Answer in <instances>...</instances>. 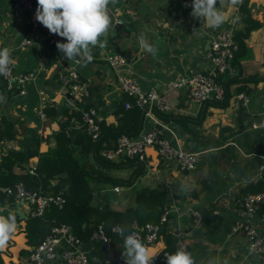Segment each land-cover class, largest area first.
Returning a JSON list of instances; mask_svg holds the SVG:
<instances>
[{"label": "crops", "instance_id": "1", "mask_svg": "<svg viewBox=\"0 0 264 264\" xmlns=\"http://www.w3.org/2000/svg\"><path fill=\"white\" fill-rule=\"evenodd\" d=\"M239 1L222 0L219 5L218 0L226 20L219 27H210L203 18L191 15L190 5L183 7L177 0H114L108 5L111 25L119 18L133 21V27L123 28L122 34L126 32L127 37L111 34L110 25L98 45L92 47L91 62H76V58L63 57L56 44H50L40 30L30 27L26 12L16 0H0V48L12 50L15 72H36L35 79L25 85V93L7 89L0 75V123L1 117L8 116L15 132L14 138L0 141V159L9 149H33L36 146L41 149L55 144L53 130L59 127L60 118L66 116L67 109L79 111L72 107L73 100L59 79V75L70 67H74L80 81L88 85L85 104L81 106L90 103L100 123L116 125V108L126 95L118 89L114 70L104 55L121 53L124 72L143 89H154L173 106L169 111L143 113L140 131L148 130L157 120L173 143L199 152V157L196 166L190 170L181 169L174 159L161 160L164 173L158 166L160 160L154 147L147 149L146 159L142 161L120 155L109 159L117 165H107L93 159L98 173L120 181L116 183L86 175V184L91 191L89 205L130 210L134 218L121 220L126 228L133 221L138 224L158 222L167 210V220L160 226L158 239L148 245L156 252L171 242V253L183 248L192 254L195 264H263L247 252L244 232L240 236L243 230L231 232V226L241 217L240 200L250 193L244 187L256 182L264 171L260 168L264 162V129L251 125L264 121V0H248L252 16L261 25L245 39L235 76L224 79V74H220L225 88L223 100L210 99L198 106L185 88L166 87L178 75L211 69L207 55L210 36L222 28L241 29L243 14L237 7ZM26 34H30V42L23 44ZM141 38L155 49L154 53L141 47ZM240 92L248 98L245 104L239 99ZM49 106L54 109V114L47 110ZM189 127L199 132L196 140ZM111 143L114 145L113 141ZM16 170L22 172L17 166ZM161 176L165 178L163 183ZM56 181L57 178H51V185ZM162 186L168 187L162 190ZM164 194L166 199L162 200ZM216 200L214 209L212 203ZM30 207L20 198H0V215H14L17 223L7 246L0 250L4 262L30 264V250L49 232V224L56 220L52 214H47L31 222ZM192 210H200L203 214L209 210L214 219L204 222L201 228L196 227ZM257 211L262 223L264 198ZM91 219L82 218V227L93 224ZM257 227L264 242V230ZM64 246V242L59 244L56 259L44 260L41 264H61ZM82 246L88 251L92 264H103L106 258L115 259L118 255L117 249H107L100 240L82 239ZM155 264H166V260H158Z\"/></svg>", "mask_w": 264, "mask_h": 264}, {"label": "built area", "instance_id": "2", "mask_svg": "<svg viewBox=\"0 0 264 264\" xmlns=\"http://www.w3.org/2000/svg\"><path fill=\"white\" fill-rule=\"evenodd\" d=\"M17 5L26 12V21L32 29L40 30L43 36L50 44H56L57 41L66 42L58 35L51 34L42 24L35 19V11L37 3L34 0H16ZM235 30L232 27L222 28L210 36V45L208 50V58L213 67L206 71H196L189 75H178L171 79L166 85L167 88H185L192 99L198 106L210 99L220 100L225 93L224 86L216 79L219 73H233L234 66L232 60L236 50L234 42ZM30 42V34H26L22 43ZM104 59L114 70V79L121 94L130 96L133 101H124L125 107L138 106L144 114H150L153 110L169 111L173 108L172 104L164 99L154 89H143L140 84L131 76L124 72V57L118 52H109L104 55ZM80 58L75 61L79 62ZM4 85L9 90H18L25 93V85L36 77L33 70H21L15 72L13 66L8 76L1 75ZM61 85L70 94L73 102L72 107L81 112L80 123L76 121L75 126L85 125L86 130L93 140L100 135V125L97 120L96 111L93 106H81L85 102V96L88 94V85L81 82L77 70L74 67L68 68L59 75ZM239 99L245 104L247 97L243 92L239 93ZM85 104V103H84ZM72 119H74L72 117ZM253 127H262L264 129V121L252 122ZM164 126L158 123L154 124L146 130L140 131L135 135L121 133L111 148H104L101 154L107 159H116L120 155H126L138 161L146 159L147 149L155 148L158 160L174 159L177 165L184 170H190L197 164L199 152L189 150L183 146L173 143L165 134ZM260 168H264V162L260 164ZM29 171L34 173V168ZM118 186L114 189L118 190ZM3 191L7 194H13L16 198L25 200L30 207L32 216H40L45 209L51 204L61 207L66 198L62 192H40L31 187L26 186L23 182H17L13 187H4ZM264 198V190L254 193L245 194L241 201V217L237 219L231 226V232L243 230L247 238V252L256 256L264 264V242L261 231L252 221V216L257 210L259 203ZM167 210H164L158 222L146 221L142 224L132 222V230L128 234L135 233L146 244H153L159 237L161 224L167 220ZM193 221L196 227H203L204 221L198 210H192ZM264 230V215L261 218ZM111 231L118 234L122 233V229L116 225L111 227ZM127 234V235H128ZM91 238L100 240L105 244L107 249H117L118 244L113 243L111 237L106 233L105 229L98 225L91 233ZM64 242L65 246L62 250L61 264H92L90 262L88 251L82 246V240L75 234L70 223L60 222L50 227L49 232L42 240L31 249L28 254L30 264H41L44 260H54L58 257V246ZM164 252L161 254L159 261L165 260ZM170 253V252H168ZM125 264L123 256L106 258L103 264Z\"/></svg>", "mask_w": 264, "mask_h": 264}, {"label": "trees", "instance_id": "3", "mask_svg": "<svg viewBox=\"0 0 264 264\" xmlns=\"http://www.w3.org/2000/svg\"><path fill=\"white\" fill-rule=\"evenodd\" d=\"M177 1L183 7L188 5L191 7L192 0ZM237 7L243 14V25L241 29L235 30L233 36L236 44V50L232 60L234 72L217 74L216 79L222 85L223 83L220 81V74H224V79L235 76V72H237L239 65V58L242 57V51L245 49V39L253 29L258 28L261 25V22L252 16L248 0H240ZM223 98L220 100H223ZM220 100L216 99V101ZM124 101L132 102L133 98L125 96L121 100L120 105L116 108L118 114V123L116 125L99 122L100 135L96 140H92L85 125L81 124L79 127L75 126L76 121L80 123L81 112L74 111L70 108L67 109L66 116L60 118L59 127L53 130V136L55 139V144L53 146L46 145L41 149H37V146L33 149H9L0 159V198L7 197V199H14L15 196L13 194L3 192L1 188L13 187L20 181L26 186L42 193L62 192L67 199L62 207H57V205L51 204L42 214L43 216L52 214V216L56 218L54 222L49 224V230L50 227L55 224L67 222L71 224L73 231L81 240H91L92 238L90 235L92 231L98 225H101L105 229L106 233L111 237L112 242L118 244V255H116V258L123 256L124 236L132 230V223L130 222L129 228H126L125 224L121 223V220L134 218L132 212L130 210L118 211L109 208L100 209L91 207L89 205L91 191L86 184L85 177L86 175H91L119 183L120 180L118 179L98 173L99 170L94 167L93 161L96 160L107 165H117L116 162L104 157L100 153L101 150L104 148H111V141L115 143L117 137L121 133L135 135L140 131L144 117L142 109L138 106L124 108ZM86 104L89 105L90 103ZM47 110L54 114V109L51 106H49ZM72 117L74 119L71 120ZM1 121L0 141L3 139L8 140L14 138L15 132L11 119L8 116H3L1 117ZM189 129H191L192 136L196 140V137L200 136L199 132L196 130V133V131L191 127H189ZM42 137H44V135ZM42 140L44 141V139ZM16 166L20 167L22 172L16 170ZM30 168H34V173L29 172ZM62 171H67L71 178L69 194H67L66 189L61 185L62 179L56 177L57 174ZM51 178H57L54 185H51L50 183ZM244 189L250 193L263 191L264 171L256 182L246 185ZM198 211L201 213L204 222H210L214 219L209 210L207 211V214H203L200 210ZM40 216H29V218H32L30 220L32 222L34 219L40 218ZM82 218H92L90 222L93 224L82 227ZM116 225L122 229V233L118 234L111 231V227ZM165 250L170 253L172 252L171 242H169L164 249L158 252L160 254L155 258L153 264L159 260L161 254ZM0 264L15 263H7L0 258Z\"/></svg>", "mask_w": 264, "mask_h": 264}, {"label": "clouds", "instance_id": "4", "mask_svg": "<svg viewBox=\"0 0 264 264\" xmlns=\"http://www.w3.org/2000/svg\"><path fill=\"white\" fill-rule=\"evenodd\" d=\"M114 0H37L35 19L51 34L63 38L56 47L66 59L80 58L91 62L92 47L98 45L111 25L108 5ZM222 5V0H219ZM191 15L203 20L210 27H219L226 20V14L218 7V0H192ZM141 47L154 53L155 49L143 38ZM103 47V44H100ZM8 47L0 48V75L8 76L16 64ZM17 229L14 215H0V250L4 249ZM123 257L125 264H153L160 254L135 233L124 236ZM166 264H195L192 254L183 248L174 253L164 252Z\"/></svg>", "mask_w": 264, "mask_h": 264}, {"label": "water", "instance_id": "5", "mask_svg": "<svg viewBox=\"0 0 264 264\" xmlns=\"http://www.w3.org/2000/svg\"><path fill=\"white\" fill-rule=\"evenodd\" d=\"M131 27H133V21L126 22V21H122V20L119 18L117 21H115V22L111 25V32H110V33H111V34L119 33V36H118V37H121V36H126V37H127L126 32H124L125 35L122 34V32H123V28H131ZM116 40H117V39H116ZM212 67H213V64L211 65L210 68H212ZM230 148H231V150L233 151V145H232V144H230ZM233 152H234V151H233ZM232 157H234V153H232ZM158 166H159L160 168H162L163 173H164V172H165V167H164L163 164H161V161H159ZM166 173H167V171H166ZM57 177H59V178L62 179V181H61V185H62L63 187H65L67 194H69V193H70V187H71V178H70L69 174L67 173V171H62V172L58 173V174H57ZM164 179H165L164 176H161V177H160L161 183L164 182ZM166 187H168V186H162L161 189L163 190V189H165ZM165 199H166V196H165V194H164L162 200H165ZM217 202H218V200H216L215 202L212 203V206H213L214 209H215L216 206H217ZM252 221H253L255 224L259 225L260 228H263V224L259 222V212H258L257 210L254 212V214H253V216H252ZM240 236H243V231L240 232ZM60 258H62V256H60Z\"/></svg>", "mask_w": 264, "mask_h": 264}, {"label": "rangeland", "instance_id": "6", "mask_svg": "<svg viewBox=\"0 0 264 264\" xmlns=\"http://www.w3.org/2000/svg\"><path fill=\"white\" fill-rule=\"evenodd\" d=\"M40 241H41V240H40ZM40 241H39V242H40ZM39 242H38V243H39ZM38 243H37V244H38ZM37 244H36V245H37Z\"/></svg>", "mask_w": 264, "mask_h": 264}]
</instances>
